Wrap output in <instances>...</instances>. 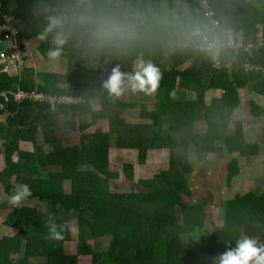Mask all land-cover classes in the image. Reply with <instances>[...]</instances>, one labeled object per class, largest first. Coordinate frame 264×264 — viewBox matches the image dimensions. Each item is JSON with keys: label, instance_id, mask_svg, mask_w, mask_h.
Instances as JSON below:
<instances>
[{"label": "trees", "instance_id": "1", "mask_svg": "<svg viewBox=\"0 0 264 264\" xmlns=\"http://www.w3.org/2000/svg\"><path fill=\"white\" fill-rule=\"evenodd\" d=\"M208 1L226 26L242 36L244 44L256 42L261 27L263 47L251 60L262 70L244 74L242 57L234 62L233 54L225 52L224 67L217 71L205 52L193 48L178 51L170 58L172 70L159 75L156 91L162 93L163 99L157 101L153 111L145 107L140 111L141 119L150 123L132 124L122 113L134 105L124 103L121 95L117 97L109 92L106 82L94 72L96 64L108 59L112 71L119 67L121 74H130L133 63L141 61L159 71L163 60L161 48L165 44L182 40L197 28L204 30V21L195 3L191 0H90L70 10L68 5L72 0H42V4L38 0L17 3L2 0L0 24L2 14H10L20 21L15 41L23 50L37 35L44 36V52L53 39L67 34L72 42L80 41V47L69 52L63 84L56 75L33 69L24 68L21 76L0 75V91H36L46 97H73L77 101L70 105L57 102L54 109L48 101L17 103L11 100L7 105L13 117L6 124H0V152L5 164L0 185L8 198L27 185L32 195L25 199L38 200L47 213L15 207L10 201L8 207L12 213L4 225L17 234L0 239V264H14V261L75 264V258L63 253L71 230L66 225L71 221L79 228L78 252L91 256L92 264H212L214 257L234 249L237 241L245 237L264 245V191L246 193L228 201L223 224L215 226L211 220L210 234L206 238L198 236L206 228V210L211 202L192 190L201 188L200 183L187 178L191 172L190 150H194L198 161H205L214 153L215 138H222L228 144L232 139L225 133L228 123L217 126L212 118L206 131H197L194 122L199 120L200 111H208L202 117L210 118L212 108H219L229 118L233 108L239 105L238 89L248 88L252 94L264 96V0ZM45 7L48 13H44ZM32 15L40 17L33 26L27 19ZM102 17L130 22L139 38L118 45L107 44L98 50L90 31L98 29ZM37 24L41 28L38 32L35 31ZM193 39L197 46L202 45L199 37ZM74 43L70 44L71 48ZM5 46L0 42V50H5ZM186 62H191L189 68L176 69ZM229 66L233 70L232 82ZM216 89L223 91L222 98L206 106V93ZM180 92L194 94L191 103L194 116L186 109L177 111L176 106H171L174 102L171 98ZM92 100L98 101L100 111L92 110ZM62 119L66 121V128ZM75 120L80 132L102 120L108 121L109 131L102 133L97 129L91 134L84 133L77 144L64 145L62 140L74 130ZM38 136L47 150L37 142ZM233 140L242 142L237 130ZM22 141L32 143V153L19 149ZM111 145L120 151H136L140 167L145 165L149 152L170 150L169 168L152 179L139 180V192L112 193L109 181L117 175L107 172ZM123 168L126 178L132 182L133 167L129 164ZM65 181L70 183V194L54 188ZM0 209H5L1 203ZM53 227L62 239L53 237ZM106 237L110 241L105 252L91 249L93 238ZM39 258L44 260L40 262Z\"/></svg>", "mask_w": 264, "mask_h": 264}, {"label": "rangeland", "instance_id": "2", "mask_svg": "<svg viewBox=\"0 0 264 264\" xmlns=\"http://www.w3.org/2000/svg\"><path fill=\"white\" fill-rule=\"evenodd\" d=\"M13 1L18 2V0H13ZM108 2H112V0H108ZM252 2H253V0H251L249 3H252ZM38 3L42 4L43 2H42V0H38ZM27 11H29V9ZM44 13H48L47 7H45ZM162 14H163V16H165V13H162ZM37 17H38V19L40 18L39 16L35 17L34 15L27 16V19L29 20L28 22L31 26H33V24L35 23V20L37 19ZM220 20H221L222 25L225 29L232 30V28H229L226 26L225 22L222 19H220ZM39 26H40V24H37V26H35L36 32L40 31L41 28ZM197 29H199V28H197ZM200 30H203V29H200ZM232 31H234V30H232ZM96 32H97V30L90 31V36L94 40V42H95L94 44L96 45V48L98 50L106 48L107 44H100L96 40ZM191 33L189 34L190 38L193 39V38L199 37L201 40L200 36H191ZM59 39L62 40L63 43L58 44L57 39H53L50 42L49 46L46 48V51H45L46 53L44 52V45L42 43V39L40 38V36L37 35L36 37H34L30 41H28L26 43V48H24L26 62H25V65L22 69L32 68L36 71H40L41 73L54 74L58 78L59 82L61 84H63L64 80L66 78V73L68 72L69 52H70V50L79 48L80 47V41L78 43L75 42L76 44L74 42H72V40L70 38V34H67L66 36H63L62 38H59ZM73 43H74V45L72 46L73 48H71L70 44H73ZM57 49H59L60 54L57 57H53L51 55V53L53 51H56ZM170 53H171V50L169 49L167 51V55H169ZM111 66L112 65L108 59L100 61L99 63H97L95 68H94V72L97 73V75H98L97 78H99L100 80H103L107 83V81L109 80V78L112 74ZM22 69H19V70H21L19 72H23L24 70H22ZM132 70L134 71V73L122 74V76L124 77V86H125V83L128 81V78L133 76L138 71H140L141 67H136V68L134 67V69L132 68ZM164 71H166V70H164ZM19 72H16V73H19ZM215 93L216 92H212L206 96L205 101L208 105L211 103V101L213 99H215L217 97V95H219L218 93H216V94ZM239 94H240V96H239L240 97L239 107L234 111V113H235L234 117L237 118V116H239V120H240L239 122L244 124V125H242V127L246 129V127H245V125H246L247 128L252 131L253 129H256V127H255L256 121H253L252 120L253 118L250 115V106L251 105L249 102V100H250L249 98H251V100L255 104H257L258 106H260L264 109V96H259V95L250 96L247 89H244V90L241 89ZM121 96H122V100L124 102H126L127 104H130V103L137 104L136 107H129L128 109H126L122 113V116L124 118H126V120L128 122L145 123L146 121L142 120L141 115H140V111L142 109L141 106L145 107L147 105L149 108L153 107V105L155 104L153 100H155L156 98H159L161 96V94H159V93L149 94V92H146L145 94H143V92L140 90H133L131 87L127 88L125 86V90L122 92ZM93 105H94L93 110L100 111V105H99L97 100L93 101ZM218 110H219V108H218ZM213 112L215 115L217 114V112L219 113V111H217V110H213ZM218 117H219V119H218ZM224 117H225V115L223 113L217 114V116L214 118L215 123H218L219 125L225 124L226 123L225 120H222ZM220 120H222V121H220ZM258 121L260 122V124H259L260 127H261V125L263 127L264 126V117H262L261 119H258L257 122ZM248 122H249V124H253V125L249 126ZM74 124H75L76 131L67 137L68 138L67 144H69V145L77 144L78 140L81 136V133L78 131L79 125H78L77 120L74 121ZM229 125L232 126L231 124H229ZM208 127H204V128L202 127V129H204L206 131ZM98 128L100 129V131H102V133H103V131H105V133H108V131H109L108 121L107 120L100 121L98 124ZM95 129H96V126L91 127L90 129L86 130L85 133L91 134L95 131ZM214 130H215V128H212V132H214ZM229 130L232 131V128L230 129V127H229ZM263 130H264V127H263ZM251 131H250V139L254 140L256 137V134L254 132H251ZM260 133H262V130H260ZM263 134H264V132H263ZM260 135L261 134H259L258 136L260 137ZM261 138H263V140H264V136ZM223 142L224 141L218 142V144H220V146L222 145V147H224ZM110 148H111V150H109V153H108V169H107V172L109 174L113 173V174L117 175V178L113 177V179L109 181V187H110V190L112 193L125 194V193H129L131 191L139 192L141 189L137 185L138 184L137 181L152 179L154 176L158 175L159 173H161L164 170H167V168H168V160H169V152L168 151H166V152H159V151L149 152L145 165L143 167H140V166H137L138 165L137 154L135 152H130V151L123 152V151H119L116 149L114 150V149H112V148H114L113 145H111ZM222 153L225 155L223 149H222V152L220 151L217 153V157H218L217 160H218V162L221 163V165H224L225 163H227V161H230L229 160L230 158L228 157V159H225L226 157H223ZM0 154H2V152H0ZM234 156L235 155L230 156V157L232 158ZM208 159H209V156L204 161V163H206V166H208V161H207ZM188 161H189V164L191 167L192 174L202 170V168L197 169V160H196V156L194 153H192V152L190 153V159ZM132 163H134V165H135L134 171H136V173L134 174L135 175L134 179L131 182L125 177V175L123 173V169H124L123 167H124V165H129V164L131 165ZM221 169L224 170L223 168H221ZM256 169H257V174H258L259 167H256ZM201 173L203 174L204 171H201ZM247 174H248V172L247 173L244 172L243 175H241L240 184H239L241 191L245 190L244 186H248L251 189H255L258 185H261L262 188H264V175L263 176L261 175V178L259 179V183H257V180H254V182L249 180L247 178ZM255 178H257V176ZM11 183L13 184L12 181H11ZM200 186H201L200 189L205 188L202 184H200ZM69 189H70V186H69V183L67 182L64 184V187H62V191L65 190V193H68ZM0 203L5 206L4 210L0 209V239H3L5 237L13 238L17 234V231L16 230L13 231L11 229H8V227L4 226V224H3L4 221L6 220V218H8V216L12 213V211L8 207V206H10V203H11L10 199L8 198V196H6V194L4 192V188L1 185H0ZM15 205H16V203H15ZM19 206H20V204L18 203L16 205V207H19ZM207 211H209L210 213H207L208 215H207L206 221H205L206 228L204 229L203 232L198 233V236L201 238H206L210 234V232L212 231L213 226L210 224L211 220L214 222L215 226H221L222 225L221 215L218 216L217 218L215 217L218 214L217 208L212 207V208L207 209ZM39 212L46 214L47 210H45L44 206L40 205ZM66 226H69L71 229L70 230V239L64 244L63 250H68L69 253L75 252L74 255H71V256H74L73 258H75L76 257L75 255L77 254V249H78V232H79L78 229L79 228H78V225L76 224V222L74 223L73 221L68 222ZM109 241H110V239L107 237L106 238H93L91 243H90L91 249L95 250V251H99V252H105L107 250V248L109 247ZM200 241L202 242L203 240L201 239ZM67 255H69V254H67ZM14 264H19V262L14 261ZM75 264H92L91 257H89V256L88 257L77 256V258L75 259Z\"/></svg>", "mask_w": 264, "mask_h": 264}, {"label": "crops", "instance_id": "3", "mask_svg": "<svg viewBox=\"0 0 264 264\" xmlns=\"http://www.w3.org/2000/svg\"><path fill=\"white\" fill-rule=\"evenodd\" d=\"M197 47L198 46H197V43L195 42V40L190 38L189 36H186V38H184L182 40H179L177 42L165 44L161 48L163 60H162V62L160 61L162 65H161V67H160V69L158 71L159 75L163 76L164 73H167L168 71L172 70L173 66L171 64L170 58H171V56H173V54H175L178 51L184 50L186 48H193V49L196 50V49H198ZM169 49L171 50V53L169 55H167V51ZM100 50H103V49H100ZM141 65H144L141 61H135L133 63V65H132V68L134 69V67L135 68L136 67H141ZM190 65H191V62H186L185 64H183L182 66H179L176 69L185 70V69L189 68ZM26 69H32V68H26ZM164 70H166V71H164ZM36 72H40V71H36ZM21 73L22 72H20V73L14 72V73H12L9 76H15V75L16 76H18V75L21 76ZM131 73H134V71L132 70ZM232 75H233V70H232ZM125 86L127 88L130 87L128 81L125 83ZM244 89H247V91H248L250 96L255 95V94H252L248 90V88H242V90H244ZM237 91H238V94H239L241 89H238ZM142 92H143V94H145L147 91H142ZM212 92H216L219 95H217V97L215 99H213L209 105L206 103V101L204 99V103L206 104V106H211L212 103L217 102V101H219L222 98L223 91L221 89L211 90V91L207 92L206 95H205V98H206V96L208 94H210ZM153 93H158V91L151 92V93L149 92V94H153ZM159 94H161V96L159 98H156L155 100H153L154 103H155L153 105V107L149 108L147 105L145 106L147 111L151 112V111L154 110V108L156 107L157 101L162 97V93H159ZM239 96H240V94H239ZM162 99L163 98H161V100ZM171 99L174 101L171 104V106L172 107L176 106V109H178L177 111H181L183 109H186V110L189 111V113H188L189 115L194 116V112H193V109H192V106H191V103L195 99V96H194L193 93H189L188 94V93L180 92V94L176 95L175 97H172ZM249 99H250L249 102H250V105H251L250 106V115L253 118L252 120L256 121V124H255L256 129H253L251 131L250 129L247 128L246 125H245L246 129L243 128L242 125H244V124L239 122L240 121L239 120V116H237L238 119L236 117H234V114H235L234 111L239 107V105L234 107L230 117L229 118H226V117L224 118L225 122L228 123L225 133H226V135H230L231 136V139H232L231 142H230L231 144L226 143L224 141V139H222V138H218V137L215 138V143L213 145L214 153L209 154V159L207 160L208 161V166H206V163H204V161H198L197 157H196L197 169H201L202 168L201 171H204V173L202 174L203 177H200L201 171L195 172L194 174H192V172H190L188 174V176H187V178H188V180L190 182H193V183L199 182L200 184H202L205 187V188H202V189H200V188H198V189L194 188L193 189L192 188V190H195L197 192L198 196L203 195L204 199L209 200L211 202L210 208L214 207V208L218 209V214L215 217L217 218L218 216L221 215L222 224H223V221H224L225 207H226V204H227L228 201L234 200V199H236L237 196H241V195H244L246 193L253 192V193L257 194V193H261L262 191H264V188H262L261 185H258L255 189H251L248 186H244L245 190H243V191H241V188L239 187L240 178H241V175H243L244 172L245 173L248 172L247 178L249 180H251L252 182H254V180H257V183H259V179L261 178V175L262 176L264 175V140H263V138H261V137L264 136V134H263V132H264L263 127L264 126L262 127V125H261V127H260V125H259L260 122L259 121L257 122L258 119H261L262 117H264L263 116L264 115V109L262 107L258 106L257 104H255L251 100V98H249ZM93 101L94 100L90 101V105H91L92 110H93V107H94ZM231 102H232V100H231ZM239 102H240V97H239ZM124 103H126V102H124ZM130 104L134 105V107L137 106V104H134V103H130ZM141 107H144V106H141ZM213 110H217V111H219V113H223L220 109L218 110L217 108L216 109L212 108V110L208 114L211 117L210 118L209 117L208 118H203L202 117V113L203 114H207L208 111H203V112L200 111V115H199V118H198L199 120L198 121L195 120V122H194V126H196L197 131H205L204 129H202V127L203 128L204 127H208V122L211 121L210 119L215 118L217 116V114H219L217 112V114L215 115ZM179 114H180V112H179ZM124 119L126 120V118H124ZM218 119H219V117H218ZM145 121H146L145 122L146 124L150 123V120H145ZM62 123H63V126L65 127L66 124H65V120L64 119H62ZM128 123L138 124V123H134V122H128ZM98 124H99V122L96 123L95 125L91 126V127H95L96 126L95 130H97V129H99L98 128ZM217 124L218 123H215V125H217ZM229 124H231L233 127L230 126ZM235 124H236V127H235ZM248 125L250 126V125H253V124H249V122H248ZM217 126H220V125L218 124ZM229 127H230V129L232 128V131L229 130ZM90 128H87V130L90 129ZM68 130H70V129H68ZM236 130L238 132H240L241 135H242V142H240L239 144H238V142H235L233 140V137L235 135V131ZM260 130H262V133H260ZM75 131H76V129L74 127V130L70 131V133L67 134L66 138H64L62 140L64 145H69V144H67V142H68V138L67 137L69 135L73 134ZM250 131L254 132L256 134V137H255L254 140L250 139ZM85 132L81 131L80 133L82 135ZM103 133H105V131H103ZM85 134H87V133H85ZM259 134H261L260 137L258 136ZM36 139H37V142L39 144L43 145L44 150L48 149V147H46L43 144L41 136H38ZM222 141H224L223 142V146L224 147H222V145L220 146V144H218V142H222ZM78 142H79V140H78ZM69 146H72V145H69ZM0 149H1V144H0ZM19 149L21 151H24V152H27V153H32L33 150H34L33 145H32L31 142H24V141L19 142ZM112 149L115 150V148H112ZM222 149L224 150V153H225V155L222 153V156L226 157L225 159H228V157L230 158L229 159L230 161H227V163H225L226 165L225 164L221 165V163L218 162V160H217V158H218L217 157V153L220 152V151L222 152ZM109 150H111V148H109ZM125 151H130V150H123V152H125ZM157 151H159V152L168 151L169 152V160H168V168H169L170 158H171L170 150H155V151H152V152H157ZM130 152H135L137 154L136 151H130ZM191 152L194 153V150L191 149L190 153ZM233 155H235V156L231 158L230 156H233ZM189 159H190V155H189ZM15 160H16V157H15ZM188 163H189V161H188ZM131 166L133 167V171H134V169H135L134 168L135 167L134 163H132ZM137 166H139V164ZM4 167H5L4 156L2 154H0V173L3 171ZM256 167H259L258 174H257ZM168 168H167V170H168ZM218 168H223L224 170L218 171L217 170ZM167 170H164V171H167ZM123 173H124V169H123ZM133 173L135 174L136 171H134ZM256 176H257V178H255ZM13 181H14V179L12 180V182ZM65 183H67V181L58 184L55 187L56 190H61L62 191V187H64ZM69 186H70V183H69ZM70 191H71V187H70L68 193H65V190L62 191V192L64 194H70ZM17 204L18 203H16V205ZM19 204H20V206H19L20 208L25 207V208L31 209L33 211H36L37 213H39V207H40V205H42L38 200H34V199L33 200L25 199V200L19 202ZM16 205H15V207H16ZM42 206H44V205H42ZM45 210H47L46 207H45ZM206 212L210 213L207 210H206ZM65 243L66 242H64V244ZM78 248H79V242H78ZM63 249H64V245H63ZM63 253L66 256H70V257H74V256H71V255L75 254V252L74 253L73 252L69 253L68 250H63ZM67 254H69V255H67ZM75 256H76L75 259L77 258V256L88 257V256L80 255V253L78 252V249H77V254ZM89 257H91V256H89ZM39 260L41 262L44 259L39 258ZM91 262H92V258H91Z\"/></svg>", "mask_w": 264, "mask_h": 264}, {"label": "built area", "instance_id": "4", "mask_svg": "<svg viewBox=\"0 0 264 264\" xmlns=\"http://www.w3.org/2000/svg\"><path fill=\"white\" fill-rule=\"evenodd\" d=\"M90 0H72L68 5L72 10L75 7H82ZM197 6L199 13L204 21V30L196 29L191 33V36H200L202 45L198 47L200 51L208 54L211 65L214 70L220 71L224 66L222 57L225 52L233 54V61H237L242 57L241 66L244 74L250 72H258L262 70L260 65L253 62L251 58L253 54L263 47V32L260 27L257 34L256 42L243 43L242 36L237 35L234 31L225 29L221 20L217 17L208 0H191ZM2 8V0H0V10ZM2 23L0 24L1 41L5 44V50H0V75H11L14 72H19L25 65L26 58L24 50L15 41L20 21L10 14H2ZM23 70V69H22ZM21 103L24 101L43 103L48 101L52 109L56 103L66 105L74 104L77 101L73 97H62L55 99L46 97L36 91L26 93L23 91H0V124H6L8 119L13 117V114L8 110L7 105L10 101Z\"/></svg>", "mask_w": 264, "mask_h": 264}, {"label": "clouds", "instance_id": "5", "mask_svg": "<svg viewBox=\"0 0 264 264\" xmlns=\"http://www.w3.org/2000/svg\"><path fill=\"white\" fill-rule=\"evenodd\" d=\"M49 30H51V28ZM40 38L44 39V36ZM137 38H139V33L135 30L134 26L126 20L102 17L98 21L96 40L100 44L118 45ZM57 43L62 44L63 41L57 39ZM59 54V49L51 53L53 57H57ZM159 79L158 70L149 63L147 65H141V70L129 77L128 81L133 90L151 93L156 91ZM105 87L111 94L117 97L125 90L124 77L119 67L113 69ZM31 195L32 193L28 186L23 185L20 189L16 190L9 199L15 204ZM51 231L55 239L59 240L63 238L55 227H53ZM212 264H264V245H257L254 239L245 237L237 241L234 249L214 257Z\"/></svg>", "mask_w": 264, "mask_h": 264}, {"label": "water", "instance_id": "6", "mask_svg": "<svg viewBox=\"0 0 264 264\" xmlns=\"http://www.w3.org/2000/svg\"><path fill=\"white\" fill-rule=\"evenodd\" d=\"M228 75L230 77V80L232 81L233 80V75H232V67L231 66H229Z\"/></svg>", "mask_w": 264, "mask_h": 264}]
</instances>
